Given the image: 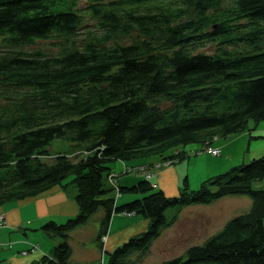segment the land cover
Segmentation results:
<instances>
[{"label": "trees", "instance_id": "obj_1", "mask_svg": "<svg viewBox=\"0 0 264 264\" xmlns=\"http://www.w3.org/2000/svg\"><path fill=\"white\" fill-rule=\"evenodd\" d=\"M40 38L71 44L55 53L28 49ZM205 39L215 41L209 51L200 48ZM260 120L264 0H0V203L54 183L75 190L76 212L40 224L55 242L32 264H70V230L100 210L99 247L110 212L147 218L144 230L104 250L105 264H136L180 207L238 193L250 197L246 210L156 264H264V187L252 186L264 179V152L195 188L182 176L174 195L145 176L119 185L107 163L137 156L172 163L189 141ZM54 137L77 148L50 152ZM130 166L141 172L148 165ZM122 192L134 196L116 203ZM169 206L175 211L166 214Z\"/></svg>", "mask_w": 264, "mask_h": 264}, {"label": "crops", "instance_id": "obj_2", "mask_svg": "<svg viewBox=\"0 0 264 264\" xmlns=\"http://www.w3.org/2000/svg\"><path fill=\"white\" fill-rule=\"evenodd\" d=\"M262 134H264V120L256 122L251 129L241 130V132L237 134L242 137V139L240 138L241 141H245V144L243 143V156L246 155L244 157L241 156L240 160H246L251 156H257L264 152V136H262ZM244 136L246 137L245 139ZM210 139L207 140L209 146H217L220 152H222L223 148L225 150L224 154H226L223 158H231V151L227 150V146L232 142L231 140H217V137H214L211 141ZM215 139L216 141L214 142ZM250 140L252 141L250 142ZM202 143H199V145ZM196 151H203L204 153L211 154V152L206 149H197ZM220 152H218V154ZM188 155L189 152L183 156L186 157V161L184 162V166L180 169L179 165L181 164V159L176 160V162L173 161L171 164L153 167L151 163L156 160L155 157L153 160H150L148 157L142 158V156H137L132 158L134 160L131 159L132 162L130 164L140 166L141 164L148 165V170L151 171L149 177L151 183L160 188L162 193L168 195L173 193L174 195L178 190V183L181 181V170L190 164L188 162ZM195 158L197 159L196 156ZM234 158L236 159V156L232 159ZM225 162L221 160L220 157L217 159L211 157L208 159V163L205 164V162L201 170L194 174L195 176L193 179L189 180L190 174L186 171H184L183 176H185L187 184L190 183L195 185L196 182H200L203 178L208 176V174L222 168ZM123 163L127 164V161L121 159L119 163H109V165L111 167L110 169L117 173L116 182L119 185H129L134 182L136 178H139L140 175H133L131 178L128 176L119 177L118 174L120 175V173H123L120 172ZM113 168L119 170V173ZM74 191V188L70 186V184L62 186L60 183H54L46 189L37 192L36 195L2 201L0 203V213L3 214V220L0 223V264H25L26 262H31V259L38 257L40 253L49 255L50 248L54 245L55 239L48 238V234L40 229V224L48 219L60 222L66 216L76 212V201L72 197ZM133 196L134 194L131 193H121V195L118 194L116 196L115 202L132 199ZM100 211L97 212V216ZM108 220L105 229L106 232L101 236V247L97 246L96 248V245H92V249L83 248L84 246L74 249L71 245L72 243L70 244L71 255H69L68 258L70 264H94L93 261L101 253L97 249L104 251L111 247L113 248L115 244L122 242L127 236L141 231L142 229L144 230L147 223V218L142 217L139 213L125 211L110 212ZM97 225L98 223L92 224V234L96 232ZM75 227L70 231H73ZM33 244L36 246L32 247Z\"/></svg>", "mask_w": 264, "mask_h": 264}, {"label": "rangeland", "instance_id": "obj_3", "mask_svg": "<svg viewBox=\"0 0 264 264\" xmlns=\"http://www.w3.org/2000/svg\"><path fill=\"white\" fill-rule=\"evenodd\" d=\"M228 2V0H227ZM132 36L134 35L133 33L131 34ZM81 37V33L78 32L73 36V40L78 43L80 42L79 38ZM123 40H129L130 37H121ZM214 40L213 39H205V41L202 42L201 44V49L205 51H209L212 49V46H214ZM64 43L65 45H70L71 42L69 41H63L59 42V40L55 38H40L35 39L33 42L30 44H27L26 46L28 49L32 48H40L41 50L45 52H51L55 53L58 51L60 45ZM252 122L249 120L248 125H251ZM244 130V129H243ZM241 132V130L236 131L235 133H229L226 135H217L214 137H217V140H231L232 142L227 146V150L231 151V158H223L226 154H224L225 150L222 148V152L219 154H209V153H204L203 151H196L197 149H206V146L208 145L207 142H203L202 144L199 145L198 141H189L188 143H185L183 146V149H185L187 152H189L188 155V164L185 166V168L182 171V176L184 175V171H186L189 175V180L194 178V174L196 172L201 170L202 165L205 163H208V159L213 157L214 159H217L218 157L221 158L225 162L224 166L215 172H212L208 175H212L215 173H219L223 171L224 169L228 168L234 163H238L242 160H240V157L243 156L244 152V142L241 141L242 137L240 135H237ZM214 137L210 139L213 140ZM241 138V139H240ZM246 137L244 136V139ZM216 139L214 140V142ZM241 141V144H240ZM252 140H250L251 142ZM244 143V144H243ZM46 147L49 149L50 152H56V151H63L66 153L73 151L77 148V145H75L74 142H71L69 140H66L61 137H54L48 141L46 144ZM197 148V149H196ZM197 152V153H196ZM194 153V154H193ZM246 155V154H245ZM244 155V156H245ZM197 157V159L195 158ZM236 156V159H232L233 157ZM243 156V157H244ZM149 158L150 160H153V156H142V158ZM132 157L124 158L125 161H127V165H129L132 160ZM205 159V162H204ZM120 158H113L112 160L107 161V163H115V162H120ZM180 160V159H179ZM181 164L179 165V169L184 166V162L186 161V157L181 158ZM190 160V161H189ZM245 160V159H243ZM247 161V160H246ZM173 162V161H172ZM176 162V161H175ZM158 164L157 166H164L167 164H171L170 161H156L151 163V166H156L154 164ZM131 165V164H130ZM129 165V166H130ZM147 167V166H146ZM115 169V168H113ZM148 169V167L146 168ZM116 172L119 173V170L115 169ZM121 172V170H120ZM117 174V173H116ZM143 172H139L138 170L135 169H129L123 173L118 174L119 177L122 176H128L132 177L133 175L139 176V178L143 177L142 176ZM181 176V177H182ZM180 177V180H181ZM136 178L135 180H137ZM108 183V182H107ZM199 183V182H198ZM197 182L194 184H188V187L190 188H195L197 185H199ZM109 184V183H108ZM182 184L178 183V188H180ZM71 186V185H70ZM252 186L254 187H264V179H259L254 180L252 182ZM156 187V186H155ZM123 194L127 192H122ZM173 194V193H170ZM250 197L246 193H238V194H224L217 199H213L209 202L205 203H189L186 204L185 206L183 205L180 207L178 210V215L175 220L163 227V229L160 230L157 236L153 238L152 241H150V244L147 248V251L143 253L140 257V260L136 264H156L157 262L161 261V259L174 255H183L184 250L187 248L189 244L192 243H199L203 238L208 236V234L212 233L223 223L225 219H227L229 216L238 214L239 212H242L246 210L249 207L250 202ZM166 214H169L171 211H175L173 206H169L165 208L164 210ZM97 212H93L88 216V218L85 220L86 222L81 223L80 225H77L73 229V231H70V237L69 241L72 243L71 245L73 246L74 249L78 247L83 248H88L92 249V245H96L97 248V242L95 241L94 234H92V224L94 225L95 223L98 222L97 220ZM141 215V214H139ZM142 216V215H141ZM59 222V221H58ZM262 225L264 227V215L262 217ZM80 227V228H78ZM166 232V233H165ZM165 233V234H164ZM48 238H54V237H48ZM55 239V238H54ZM186 247V248H185ZM99 252L101 249H97ZM102 254L105 255L104 251Z\"/></svg>", "mask_w": 264, "mask_h": 264}, {"label": "built area", "instance_id": "obj_4", "mask_svg": "<svg viewBox=\"0 0 264 264\" xmlns=\"http://www.w3.org/2000/svg\"><path fill=\"white\" fill-rule=\"evenodd\" d=\"M206 150H207V151H210L211 154H217L218 152H220V151H219V148H218L217 146H214V147H213V146H209V145H207V146H206ZM166 161H168V160H166ZM154 165L157 166L158 164L156 163V164H154ZM122 166H123V167L121 168V170H123L124 172L127 171V170H129V169H132V168H131L132 166H129V165H124V164H123ZM138 168H140V166H139ZM142 170H143V169H142ZM123 171H122V172H123ZM142 172H143V176H145V177H150V173H151L150 170L145 169V170H143ZM108 178H109V179H108L109 183H110V184H111V183L113 184V178H114V177H112V172L109 173ZM114 188H115V187H114ZM115 189H117V188H115ZM115 189H114V190H115ZM115 192L117 193L116 190H115ZM116 193H115V194H116ZM116 195H117V194H116ZM2 220H3V214L0 213V223L2 222ZM35 246H36V245L33 244L32 247H35ZM93 263H94V264H105V263H104V260H103V258H102V256H101V254H100V256H99L98 258H96V259L93 261Z\"/></svg>", "mask_w": 264, "mask_h": 264}, {"label": "water", "instance_id": "obj_5", "mask_svg": "<svg viewBox=\"0 0 264 264\" xmlns=\"http://www.w3.org/2000/svg\"><path fill=\"white\" fill-rule=\"evenodd\" d=\"M25 264H32V263H31V262H29V263H28V262H26Z\"/></svg>", "mask_w": 264, "mask_h": 264}]
</instances>
